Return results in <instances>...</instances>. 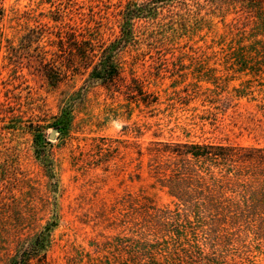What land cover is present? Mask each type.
I'll use <instances>...</instances> for the list:
<instances>
[{"label": "rangeland", "instance_id": "1", "mask_svg": "<svg viewBox=\"0 0 264 264\" xmlns=\"http://www.w3.org/2000/svg\"><path fill=\"white\" fill-rule=\"evenodd\" d=\"M121 27L115 83L67 66ZM191 144L264 148V0H0V264H264Z\"/></svg>", "mask_w": 264, "mask_h": 264}, {"label": "trees", "instance_id": "2", "mask_svg": "<svg viewBox=\"0 0 264 264\" xmlns=\"http://www.w3.org/2000/svg\"><path fill=\"white\" fill-rule=\"evenodd\" d=\"M130 3H127L124 13H132L134 11ZM120 35L112 43L108 45L97 44L98 40L91 35L86 41V48L79 52L75 59H72L71 65L68 67L88 68L91 66L89 76L93 78H101L108 83H115L120 78V68L117 61L114 59L111 50L115 43L125 42L129 40L126 36L127 30L124 27L120 29ZM55 61L42 60L41 63L50 73H59V66ZM139 90V89H138ZM190 150L185 152L172 151L173 154L179 156L180 161L194 160L212 162L214 166L221 165L225 167V171L214 173L206 170L204 174L194 172L193 175L198 180L208 179L214 181L219 185V188L228 192L229 195L235 194L240 198L235 202V210L247 214L249 213L250 205L252 203L251 195L247 194L252 191H258L264 197V148H249V149H235L233 147L212 145V144H191L188 146ZM255 168L258 171H253ZM232 168V169H231ZM233 168H235L234 171ZM225 181V185L221 183ZM226 182H231V187H228ZM233 186H235L233 188ZM261 209L264 210V202L260 199Z\"/></svg>", "mask_w": 264, "mask_h": 264}, {"label": "water", "instance_id": "3", "mask_svg": "<svg viewBox=\"0 0 264 264\" xmlns=\"http://www.w3.org/2000/svg\"><path fill=\"white\" fill-rule=\"evenodd\" d=\"M53 135H54V131H52V132L50 133L49 137L52 138Z\"/></svg>", "mask_w": 264, "mask_h": 264}]
</instances>
